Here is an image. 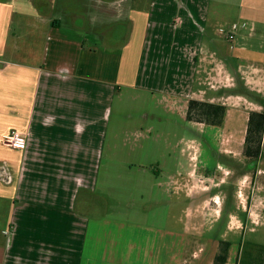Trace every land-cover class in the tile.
Wrapping results in <instances>:
<instances>
[{
    "label": "crops",
    "instance_id": "1",
    "mask_svg": "<svg viewBox=\"0 0 264 264\" xmlns=\"http://www.w3.org/2000/svg\"><path fill=\"white\" fill-rule=\"evenodd\" d=\"M239 3L230 42L208 0H0V264H216L222 242L231 245L224 264H238L245 245L264 246L245 242L264 221L261 157L249 168L251 212L237 202L225 213L217 195L206 196L234 173L249 114L264 110V0ZM191 100L225 106L223 125H188ZM148 102L153 112L135 116L134 105ZM11 131L26 136L25 150L4 144ZM197 132L217 141L233 165L220 178L194 164L204 150L188 139ZM134 162L146 190L141 208L130 196L129 215L163 216L182 192L200 199L187 215L185 240L138 239L124 226L95 225L100 209L107 217L117 210L101 190L110 168ZM68 216L87 217L76 239L65 230ZM222 221L225 233L205 238ZM147 223L137 227L164 231ZM230 233L241 234L237 252Z\"/></svg>",
    "mask_w": 264,
    "mask_h": 264
},
{
    "label": "rangeland",
    "instance_id": "2",
    "mask_svg": "<svg viewBox=\"0 0 264 264\" xmlns=\"http://www.w3.org/2000/svg\"><path fill=\"white\" fill-rule=\"evenodd\" d=\"M155 2V0H147V2ZM212 3L211 12L212 17H216L217 13L218 16L222 20V29H223V35H227L232 33V27L231 25L233 23L238 24L241 20L240 16V3L239 0H208ZM221 1L223 3H226L227 5H224V7L221 4ZM151 8V7H150ZM171 11V10H170ZM165 18L167 20L173 19L172 13H167L165 15ZM240 18V20H239ZM239 20V21H238ZM13 27V24H12ZM220 32V31H219ZM230 32V33H229ZM223 37V36H222ZM245 100L248 102H251L249 97H244ZM254 99L258 100L255 96ZM260 100V99H259ZM258 100L259 103L261 102ZM154 104L152 102H148L147 104H142L140 106L134 105L133 111L134 115H139L142 111H150L153 112ZM245 104V106H247ZM254 107V106H253ZM142 110V111H141ZM261 111V109H260ZM159 114V113H157ZM160 115V114H159ZM167 115L164 114V117ZM153 120H156L155 118H149L148 122L152 123ZM138 120L137 122H139ZM165 121H172L171 117L166 118ZM5 126H7V123H4ZM191 127H194L191 123L188 124ZM242 125V120L240 122L235 123L234 125V131L233 132H239L240 127ZM189 126V127H190ZM177 128V125L175 126ZM195 130V129H194ZM182 137H188V134L186 133V130L181 129ZM186 134V135H185ZM191 140L199 142L203 147L204 150L200 155V160L198 162L196 161L194 164H196V167L201 172H206V169L204 167H209V172L213 173L215 177L220 178L225 170H231V168H235V171L229 178L225 181L224 184L219 185V187H213L211 191H209L206 196H214L217 195L221 201H222V209L225 213L228 212L229 209L232 207L235 208V204L238 202V204L242 207L245 206V208L248 210V212H251V209H253V193L256 190V187H254L253 182V172L249 170L254 169V166L257 165V161L251 163L248 159L241 158V159H235L239 160L235 163L233 166L229 160L226 158L220 156L218 154V142L215 141L212 137H210L208 134L203 136L197 134L189 135V138ZM240 142V137H238V143ZM241 143V142H240ZM264 145V140H263ZM217 151V152H216ZM0 156L1 153H0ZM11 157L9 154V150L7 148L4 149L3 157L6 160H8ZM261 165L264 166V153L262 151V157H261ZM234 162V161H233ZM134 165L131 167V169L127 167H122L117 163V166L114 168H110L109 173V183H102L101 184V190L104 193H108L111 195L112 198L115 200H112L111 203L114 206V204H117V210L116 213H112L111 216L107 217V212L105 208L100 209L97 220L98 222L95 223V225L101 227L106 232H111V230L116 231L119 226H124L122 228V232H129L133 233L134 238L138 239H149V240H156V239H163L165 241H183L185 240V234L188 233L186 230V225H188L189 219L188 214L189 211H192L195 207V203L199 202V198H195L194 196L185 197V193L182 192L180 195V202L177 204L174 211H171L169 213H165V215L161 216H152L147 220V217L142 216V214H132L129 215V201H132L133 199H130V196L137 197L138 199V207L141 208V202H139L141 198V193H143L146 189L145 186L141 183V179L143 177V174L141 172L142 168L140 165L136 166V162L133 163ZM205 164V166H203ZM217 166H221L220 170L217 169ZM233 166V167H232ZM249 170V171H247ZM249 173L250 175L246 177L241 184H239L236 180L238 178H243V176L246 173ZM108 173L104 176L107 178ZM256 186V185H255ZM256 192V191H255ZM239 196V197H238ZM176 197V196H174ZM238 197V199H237ZM218 201V200H217ZM95 202H105V199H99V201L95 200ZM214 206L216 207L215 201ZM256 206H259V203L257 201ZM135 210V209H134ZM240 214V213H239ZM241 215V214H240ZM78 218L82 219L79 220ZM105 218H108V221H104ZM53 219V218H51ZM87 217H66L65 221L63 220V223L67 225L68 227L65 228L67 231V234L70 233L71 238H77V235L80 236L82 232H84V226L86 225ZM104 221V222H103ZM144 226H155L156 228H161L164 230L160 233H154L149 232V230H145L141 227H137V224L145 223ZM254 232H248L245 236V242H254L258 244L264 245V221L260 226H255ZM225 223L224 221L217 224L213 231L209 234L207 232H204L205 238H220L222 234L225 233ZM114 235V233H113ZM203 236V235H202ZM110 237H103V240H107ZM227 238H231L235 242L234 251L237 252L240 241H241V234L238 236L232 235L231 233ZM221 251V248H220Z\"/></svg>",
    "mask_w": 264,
    "mask_h": 264
},
{
    "label": "trees",
    "instance_id": "3",
    "mask_svg": "<svg viewBox=\"0 0 264 264\" xmlns=\"http://www.w3.org/2000/svg\"><path fill=\"white\" fill-rule=\"evenodd\" d=\"M262 106L264 107V101ZM226 107L207 102L191 100L188 103L186 120L190 123L206 126L221 127L226 117ZM264 140V110L252 111L249 114L247 131L244 141L243 155L251 163L262 157ZM230 244L222 242L220 254L216 257V264L227 261ZM238 264H264V246L245 245L242 249Z\"/></svg>",
    "mask_w": 264,
    "mask_h": 264
},
{
    "label": "built area",
    "instance_id": "4",
    "mask_svg": "<svg viewBox=\"0 0 264 264\" xmlns=\"http://www.w3.org/2000/svg\"><path fill=\"white\" fill-rule=\"evenodd\" d=\"M231 27L233 32L228 34V40L230 42H233L235 39L234 32L236 31L237 26L232 25ZM4 144L13 150L23 151L27 146V138L23 133L19 131H11L5 136Z\"/></svg>",
    "mask_w": 264,
    "mask_h": 264
}]
</instances>
